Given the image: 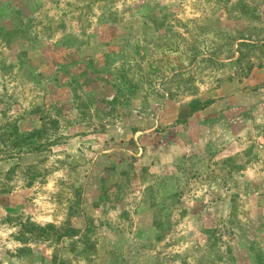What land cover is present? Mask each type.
<instances>
[{
    "label": "rangeland",
    "instance_id": "obj_1",
    "mask_svg": "<svg viewBox=\"0 0 264 264\" xmlns=\"http://www.w3.org/2000/svg\"><path fill=\"white\" fill-rule=\"evenodd\" d=\"M0 264H264V0H0Z\"/></svg>",
    "mask_w": 264,
    "mask_h": 264
},
{
    "label": "trees",
    "instance_id": "obj_2",
    "mask_svg": "<svg viewBox=\"0 0 264 264\" xmlns=\"http://www.w3.org/2000/svg\"><path fill=\"white\" fill-rule=\"evenodd\" d=\"M212 101L210 99H206L204 101L198 99V98H194L192 99L191 101H189V103H187L186 105V111H185V114H184V117L182 119H178L177 121L179 123H182V122H185L186 121V118L191 116L194 112H196L197 110H200L202 108H204L206 105H208L209 103H211ZM43 123H42V126L41 128L39 129H35L33 130L32 132H30L28 135H26V138H29V139H39L42 137V134L47 131V127H48V123L52 124L53 127L55 128L58 124V121L57 119H50V117L47 118V120H49L47 123L44 122L45 121V118L43 117ZM42 147L39 146H33V147H29L28 150H40ZM22 151H19L18 153H20ZM50 225H47L45 227H38L40 230L44 231L47 227H49Z\"/></svg>",
    "mask_w": 264,
    "mask_h": 264
}]
</instances>
